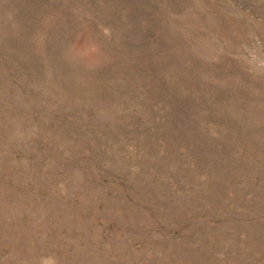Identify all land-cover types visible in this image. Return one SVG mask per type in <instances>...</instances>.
<instances>
[{
  "label": "rangeland",
  "instance_id": "rangeland-1",
  "mask_svg": "<svg viewBox=\"0 0 264 264\" xmlns=\"http://www.w3.org/2000/svg\"><path fill=\"white\" fill-rule=\"evenodd\" d=\"M264 264V0H0V264Z\"/></svg>",
  "mask_w": 264,
  "mask_h": 264
},
{
  "label": "clouds",
  "instance_id": "clouds-1",
  "mask_svg": "<svg viewBox=\"0 0 264 264\" xmlns=\"http://www.w3.org/2000/svg\"><path fill=\"white\" fill-rule=\"evenodd\" d=\"M48 264H55V261L49 260Z\"/></svg>",
  "mask_w": 264,
  "mask_h": 264
}]
</instances>
